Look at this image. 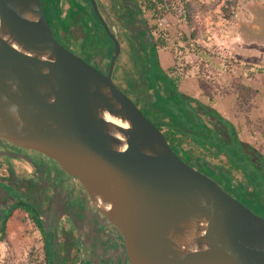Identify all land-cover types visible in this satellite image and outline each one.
Returning <instances> with one entry per match:
<instances>
[{"label": "water", "instance_id": "water-1", "mask_svg": "<svg viewBox=\"0 0 264 264\" xmlns=\"http://www.w3.org/2000/svg\"><path fill=\"white\" fill-rule=\"evenodd\" d=\"M88 2L113 43L106 73L54 38L42 0H0V140L76 179L129 264H264V218L181 160L115 85L120 43ZM92 92L105 95L99 108ZM0 190L16 200L0 220L28 207Z\"/></svg>", "mask_w": 264, "mask_h": 264}, {"label": "rangeland", "instance_id": "rangeland-1", "mask_svg": "<svg viewBox=\"0 0 264 264\" xmlns=\"http://www.w3.org/2000/svg\"><path fill=\"white\" fill-rule=\"evenodd\" d=\"M81 1L89 9L86 0ZM100 1L106 12L109 11L114 16L117 14L116 17L122 18L124 27H127L123 19L125 15L121 16L126 10V0ZM138 1L142 5L144 18L154 37L162 69L173 79L178 90L183 95L216 110L232 123L240 141L264 156V28L262 34L258 25L256 32L249 33L251 28L256 27L258 15L264 12V0H161L158 3L156 0ZM147 1L154 3L153 9L144 8L145 4H148ZM86 25L88 34L95 35L97 42L105 44L101 29L89 20ZM117 26L119 27L118 23ZM130 31L128 29L125 33H121L120 53L113 81L117 87L119 86L137 101V95L142 93L140 86L144 80V76H140L143 53H139L138 41L132 38ZM55 35L60 40L57 32ZM85 36L86 34L83 33L77 34L81 41ZM60 41L73 52H80L78 46H72L63 37ZM81 41H79L80 46L87 42ZM81 54L85 58L86 53L82 51ZM102 58V55L97 53L88 56L87 59L104 72L107 62L103 61L100 64ZM156 91L161 96L168 95L165 86L160 82L156 84ZM143 109L148 117L160 124L163 132L167 131L170 125L165 113L155 114L151 105H144ZM247 113L249 121L245 117ZM206 123L216 131L221 129L212 118L206 119ZM182 142V152L187 154L189 164L194 169L203 160L211 171L223 176L221 177L223 185L227 184L229 187L220 185L231 196L236 197L230 190V185L238 186L244 195H252V198L255 196L245 177L235 170H230L227 161L220 153L210 148L201 150L191 146L188 140L183 139ZM0 147L40 157L48 163V170L55 169L58 176V181L55 183H50L51 177L44 178L45 174H43L40 178H35L36 183H30L31 187L26 185L31 193V197L28 198L33 205L31 212L35 213L34 206L39 208L47 229L51 224L53 227L56 225L57 231H60L62 221L70 224L67 216L77 217L78 209H84L85 213L86 209H89L87 212L89 216L95 213L96 209L92 207L78 181L67 176L55 162L40 153L19 150L3 140H0ZM22 173L24 172L10 175L6 169H0V182L3 181L13 188L24 186L25 184L20 181H25L23 178L26 176L17 175ZM14 176L18 183L13 179ZM36 184L41 185L37 190ZM54 200L64 201V206L56 209ZM245 205L258 214V206L252 207L247 199ZM42 209L44 212L46 210V213H42ZM28 210V208L16 207L7 216L6 239L0 243V264H48L45 259L43 235ZM262 213H264V205L260 210V214ZM62 216L65 217L63 220ZM100 221L99 218L97 222ZM67 232L69 233L66 231V234ZM58 235L56 233L59 239L58 245L62 248L63 240L67 239L64 237L61 239ZM72 239L73 245L77 246L76 233ZM61 258L67 260L63 263ZM55 262L84 264L78 255L72 256L70 253L66 256L58 255Z\"/></svg>", "mask_w": 264, "mask_h": 264}, {"label": "trees", "instance_id": "trees-1", "mask_svg": "<svg viewBox=\"0 0 264 264\" xmlns=\"http://www.w3.org/2000/svg\"><path fill=\"white\" fill-rule=\"evenodd\" d=\"M156 1L158 3L161 0ZM72 2L74 3V6H81V2L79 0H72ZM125 2L131 5L126 20V30L129 29L132 31L130 32L132 38L138 41V45L140 48L139 53H143L141 62L142 71L140 73V76H144V80L142 82V85L140 86L142 88V93L141 95H137V101L131 98L128 93L124 92V90H122L118 86L119 89L122 90L128 97H130V99L146 116L147 113L143 109L144 105H151L155 110V114L163 112L168 116V123L170 126L166 132H163L164 136L173 152L185 163L189 164V157L186 153L182 152L181 148L183 139L188 140L191 146H196L201 150L210 148L220 153L227 161L230 170H235L245 177L255 195L253 198L251 197L252 195H244L238 186L236 187L235 185H230V190H232L236 196L234 198L242 202L244 205L245 200H249L252 207L255 208V206H258L259 212L258 214H256L260 216L262 215V217L264 218V213L260 214L261 207L264 205V156L255 149L240 141L232 123L223 118L216 110L212 109L209 106L203 105L202 103L196 101L191 97L183 95L178 90V87L174 83L173 79L168 77V75H166L162 69L155 40L147 26L146 19L144 18V10L142 8V5L138 0H126ZM147 2L148 4H145L144 8L147 10L153 9L155 6L154 3H152V1ZM42 6L49 25H52L53 20L50 16L49 10L47 9V5H44L43 0ZM89 11L91 12V17L93 18L94 22L103 32L102 27L95 18L90 6ZM84 14L85 13H83V15ZM83 15L80 16V19ZM70 17L71 14H68L66 20V23L68 25H70L72 22ZM82 22H78V24L74 25V28L76 29L74 32H68V30L63 28L61 23L57 22L53 26L54 28H52L53 36L64 47L66 46L60 41L61 37L69 41L72 46L75 45V47H77L78 44L76 42L81 41V38H78L77 34H86L82 41L87 42H84L81 46H78L80 48V52L82 53L83 51L84 53H86V59L90 55H96L97 53L101 54L103 58L102 61H100V64L103 63V61L107 62L106 68L104 70V73H106L113 50V43L109 38H107L104 32L105 44H100V42H97L95 35L91 36L90 34H88L89 30L86 22ZM55 32L60 35V40L56 38L54 34ZM118 39L120 40L119 37ZM67 49L70 50L69 48ZM70 51L74 54H78L84 59V61L92 64L88 59L86 60L80 52L76 53L72 50ZM92 65L101 71V68H98L94 64ZM115 75L116 67L113 73V78H115ZM159 82L165 86V89L168 92L167 96H161L156 91V84ZM245 117L246 120L249 121L248 113ZM209 118L216 120L218 126L221 128L219 130L220 132L207 125L206 119ZM148 119L152 121L161 131H163L158 122L150 117H148ZM196 170L210 177L219 185H223V182L221 181V177L223 176H221V174H219L218 172L211 171L203 160L200 161ZM0 184L2 185L4 183L1 182ZM4 186L8 185L4 184ZM223 186L227 188L229 187L227 184H224ZM15 201L16 200L4 190H0V218L5 210ZM258 208H256L257 211ZM28 211L31 213L36 227L43 235L46 262L48 264H54V244L58 245L59 239L58 237H56V235H53V233L51 234L50 230L48 232L47 228L43 227V224L39 221L38 218L35 217V213L31 212V209H29ZM5 221L6 219L0 220V243H3L6 239Z\"/></svg>", "mask_w": 264, "mask_h": 264}, {"label": "crops", "instance_id": "crops-1", "mask_svg": "<svg viewBox=\"0 0 264 264\" xmlns=\"http://www.w3.org/2000/svg\"><path fill=\"white\" fill-rule=\"evenodd\" d=\"M43 3L44 5H47V9L49 10L50 16L53 20L52 25L54 26L57 22H59L62 24L63 28L68 30V32H74L76 30L74 25L78 24V22H87L89 20L87 9L82 2L80 7L76 5L74 6L72 0H45V2L43 0ZM126 4L127 3L125 2V5ZM130 8L131 5L127 4L125 7V13L123 12L121 15L123 17L125 15L123 18L125 23H127V14ZM83 13L85 14L83 15ZM107 13L112 16L114 15L110 14L109 11H107ZM68 14H71L70 18L72 22L70 25L66 23ZM81 15L83 16L80 19ZM113 24L119 32V38L121 39V33L126 32L123 22L120 23L121 25L118 24L119 27L117 24ZM47 165L48 163H46V161L34 155H29L23 151H14L13 149L6 150L4 147H0V169H6L10 175L12 173L24 172L17 175L26 176L23 178L25 181H20V183H24L25 185L30 186V183H36L35 178H40L43 174H45L44 178L51 177L50 183L58 181L55 169L48 170ZM55 178L57 180H54ZM13 179L16 183H18L15 176ZM41 181L42 178L40 179V182ZM40 184H36V190L41 187ZM46 206L47 205L45 204V207ZM54 206H57L58 208L61 206L63 207L64 201L56 202L54 200ZM88 211L89 209H86V214H88ZM81 213L82 214L77 215V217L70 218V224H66L62 221V225H60V227H62L61 231H74L78 234L77 246H73L70 255H78L81 261H84V264H129L123 250L121 241L122 238H119V233L117 234V231H115L112 227L102 229V221H100V223L97 222V220L99 218L101 219V217H94L92 215L89 216V214L86 216L84 209H81ZM56 214H62V212H56ZM64 218L65 217L62 216L61 219L63 220Z\"/></svg>", "mask_w": 264, "mask_h": 264}, {"label": "flooded vegetation", "instance_id": "flooded-vegetation-1", "mask_svg": "<svg viewBox=\"0 0 264 264\" xmlns=\"http://www.w3.org/2000/svg\"><path fill=\"white\" fill-rule=\"evenodd\" d=\"M80 2H82L81 0H79ZM84 2H85V0H84ZM96 2H97V5H98V8H99V10H100V12H101V14H102V16L104 17V19L106 20V22L108 23V25H109V28H110V30L112 31V33L117 37H119V32L116 30V28H115V26H114V24L113 23H115V24H119V25H121L120 23L122 22L121 20H122V18H117L116 17V15L114 16H112V15H109L105 10H104V8H103V5H102V3L100 2V0H96ZM83 3V2H82ZM81 3V4H82ZM86 4H88V6H90V4H89V2H88V0H86ZM90 8H91V6H90ZM87 9V12H88V15H89V21L90 22H93L94 23V25H96L97 26V24L94 22V20H93V18L91 17V12L89 11V9H88V7L86 8ZM258 22L256 23V27L255 28H251L250 30H249V33L250 32H256V29L258 28L257 27V25L260 27V30H259V32L262 34V31H263V28H264V12H262L261 14H259L258 15ZM123 26V25H122ZM50 27H51V29L52 28H54L53 27V25H50ZM125 28V30L127 29V27L125 26L124 27ZM103 30V29H102ZM53 32V31H52ZM104 32V31H103ZM102 32V33H103ZM105 33V32H104ZM104 33H103V35H104ZM55 34V33H54ZM263 34H264V32H263ZM106 35V34H105ZM56 36V35H55ZM118 37H117V39H118ZM108 38V37H107ZM118 41H119V43H120V41L121 40H119L118 39ZM78 45L77 46H80L79 45V42H76ZM17 148V147H16ZM19 150H23V149H20V148H18ZM40 158V157H39ZM44 158V157H43ZM42 159V158H41ZM44 160V159H43ZM54 180H57L56 178L54 179ZM18 188V189H17ZM11 187V190L12 191H14V192H16V196L20 199V200H25L24 202L25 203H27L28 204V207H26V208H28V209H31L32 208V206L33 205H31V203L30 202H28L29 201V199L28 198H30L31 196H30V189L28 188V187H26V185H24V186H22L21 185V187L20 186H18V187ZM17 190V191H16ZM87 197V196H86ZM13 198V197H12ZM27 201V202H26ZM15 202H13L12 204H14ZM47 205V204H46ZM35 209H34V211H35V217L36 218H38L39 219V221L43 224V227H45V223H44V218H43V214H41V211L39 210V208L37 207H34ZM55 208H57L58 209V207L56 206ZM59 208H62V206L61 207H59ZM43 210V209H42ZM85 211V210H84ZM95 211V210H94ZM42 213H46V210H45V212H44V210L42 211ZM67 214H69V212H67ZM77 214L78 215H81L82 213H81V209H78V211H77ZM85 215H87L86 213H85ZM92 216H96V217H101V221H102V224H101V228L102 229H104V228H106V227H112L115 231H117L111 224H109L97 211H95V213H93L92 214ZM67 217H69V219H70V215L69 216H67ZM71 220V219H70ZM47 224H49V223H47ZM53 224V223H52ZM46 228V227H45ZM56 228H58L56 225L53 227V225H51V224H49V226H48V232H49V230H50V233L52 234L53 233V235H56V233L57 234H59L58 236H60L61 237V239L64 237V238H66L67 240H63L64 241V245H62V248H61V246H59V245H57V244H54V264H57L56 262H55V259H58V255H62V256H66V254H68V253H70L71 254V250L73 249V242H72V237H74V231H69V233L67 232V234L68 235H70V236H68L67 234H66V232L65 231H61L62 229L60 228V231H57V229ZM117 234H118V232H117ZM77 236H78V234H77ZM119 238L121 239V237H120V235H119ZM78 240V239H77ZM121 241H122V239H121ZM61 244V243H60ZM123 246V245H122ZM59 249H61V250H59ZM63 249V250H62ZM65 260H67V259H62L61 258V262H63L64 263V261ZM61 264V263H60Z\"/></svg>", "mask_w": 264, "mask_h": 264}, {"label": "bare ground", "instance_id": "bare-ground-1", "mask_svg": "<svg viewBox=\"0 0 264 264\" xmlns=\"http://www.w3.org/2000/svg\"><path fill=\"white\" fill-rule=\"evenodd\" d=\"M20 35L23 37L25 41H27V37L23 33H20ZM104 99H105V95L102 93H97V92L90 93V103L94 108H99L102 102L104 101ZM149 232L151 234L156 233L154 229H149Z\"/></svg>", "mask_w": 264, "mask_h": 264}]
</instances>
